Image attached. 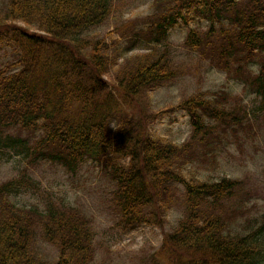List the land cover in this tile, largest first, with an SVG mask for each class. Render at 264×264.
<instances>
[{
	"label": "trees",
	"instance_id": "16d2710c",
	"mask_svg": "<svg viewBox=\"0 0 264 264\" xmlns=\"http://www.w3.org/2000/svg\"><path fill=\"white\" fill-rule=\"evenodd\" d=\"M113 2L7 0L0 9V49L13 50L10 65L0 69V160L48 161L71 173L88 161L101 166L116 187L112 202L122 230L159 217L154 205L172 184H181L186 216L166 240L170 251L165 264H264V216L245 220V230L233 232L231 222L221 215V202L231 203L244 183L224 177L194 184L184 174L195 156L192 142L213 133L206 131V123H216L206 116L223 124H228L224 116L236 125H241L240 119L212 109L210 99L195 93L168 108L171 113L183 111L191 127L189 141L175 145L151 134L147 125L164 110L140 114L139 119L125 112L116 92L102 79L106 45L91 43L84 35L108 19ZM154 4L165 8L153 15L155 22L148 27L155 34V46L180 23L187 27L195 18L207 22L206 31L189 29L186 48L238 79L264 104V0ZM125 61L118 88L132 102L176 76L165 53ZM111 123L117 129L113 134ZM21 180L0 186V264H94V238L87 220L77 210L54 208L52 199L42 212L17 206L10 195L26 192L33 184L30 177ZM167 211L160 212L161 219ZM36 228L57 247L54 262L32 251Z\"/></svg>",
	"mask_w": 264,
	"mask_h": 264
},
{
	"label": "rangeland",
	"instance_id": "374dc122",
	"mask_svg": "<svg viewBox=\"0 0 264 264\" xmlns=\"http://www.w3.org/2000/svg\"><path fill=\"white\" fill-rule=\"evenodd\" d=\"M154 1L114 0L108 19L84 35L91 43L99 41L106 45L107 67L102 79L107 82L109 90L116 92L118 102L125 112L139 119L140 114L151 116L164 110V115L154 118L151 123L147 121L151 134L175 145L189 141V118L183 111L171 113L168 108L178 106L198 92L211 100L214 106L212 109L237 115L241 125L230 122L229 116L222 118L228 124L206 116L216 123H206V131L213 133L192 142L191 149L195 151V156L184 174L191 177L194 184L215 182L224 177L244 183L231 203L221 202V206H224L221 215L231 222L229 226L233 232H240L247 226L245 220L264 216L262 97L252 94L238 79H233L231 75L209 64V60H204L186 48L184 41L189 29L206 31L207 22L195 18L187 27L180 23L171 28L168 37L155 46V34L150 33L148 27L155 22L153 15L158 16L165 8L163 5H155ZM6 3L7 0H0V9ZM163 53L176 72L175 78L145 91L140 98H135V102L125 98L118 88L117 80L125 59L146 54L154 58ZM12 57L11 48L0 49V69L10 65ZM114 125H109L112 134L117 130ZM21 177H30L29 181L33 184H30L26 192L11 194V201L26 210L37 208L42 212L50 208L48 201L52 199L53 204H56L54 208L77 210L87 220L86 227L92 233L91 238H94V264L168 262L166 254L170 249L166 240L186 216L185 192L181 184H172L169 191L166 189L167 194L154 205L159 217H154L152 221L149 218L150 222L138 228L122 230L117 225L119 215L112 202V193L116 187L101 166L88 161L71 173L61 165L48 161L30 164L19 157L0 160V186L20 182ZM166 211L168 214L161 219L160 212L163 215ZM138 215L145 214L140 212ZM47 238L41 229L36 228L32 251L44 261L54 262L58 250Z\"/></svg>",
	"mask_w": 264,
	"mask_h": 264
}]
</instances>
